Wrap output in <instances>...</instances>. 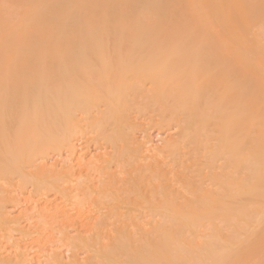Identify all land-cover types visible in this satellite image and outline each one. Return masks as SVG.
I'll return each instance as SVG.
<instances>
[{
  "label": "bare ground",
  "instance_id": "1",
  "mask_svg": "<svg viewBox=\"0 0 264 264\" xmlns=\"http://www.w3.org/2000/svg\"><path fill=\"white\" fill-rule=\"evenodd\" d=\"M261 26L264 0H0V190L19 173L41 183L50 151L72 147L79 114L104 106L90 123H113L104 164L131 165L139 202L126 203L139 217L116 220L114 246L104 240L115 219H101L76 241L91 261L73 252L68 264H264ZM142 106L178 127L145 154L129 117ZM8 214L1 197L3 235ZM16 251L0 264H26Z\"/></svg>",
  "mask_w": 264,
  "mask_h": 264
},
{
  "label": "rangeland",
  "instance_id": "2",
  "mask_svg": "<svg viewBox=\"0 0 264 264\" xmlns=\"http://www.w3.org/2000/svg\"><path fill=\"white\" fill-rule=\"evenodd\" d=\"M258 26L256 25V27ZM261 28H263V30L260 28L255 29L254 27V31L256 32L258 30L257 31L258 33H261L262 31L261 34L264 37L263 34L264 27L261 26ZM184 46H180L181 47L180 49L182 48L183 50L190 49L189 48L190 46L188 45H184ZM120 47L121 50L123 49L122 50L123 53H125L124 51L128 52L129 49L130 50L133 49V46L131 47V45L128 44L126 46L124 45L123 47L119 46L118 49H120ZM198 47L199 46H197V48ZM113 48L114 47H110V49ZM167 48L170 49V47ZM208 48L211 49V47ZM201 49H203V47ZM131 96H130L131 99H133V97L134 99L137 98L136 99L137 102L142 100L141 97L140 99L138 97H135L134 95L132 97ZM143 102H145L144 97H143ZM104 108H105L104 106L102 108L100 107L101 111H99L100 109L98 108H97L98 110L96 109L92 110L93 112L91 118L86 117V115L84 114L82 115L79 114L80 128L77 131V133L74 134L72 137L73 138L72 147L70 148L69 146H63L61 147V149L57 148L55 150L52 149L53 151L52 150L50 151L49 155L45 158L46 162H44L45 164L47 162L48 163L43 166L50 167L51 174L49 173V171H47L48 173H46L45 171V172H41L42 173L41 175L39 174L40 172L39 171L37 173L39 174L38 175L39 177L40 176L43 177V175L45 176L43 177V180L42 178H39L42 181L41 183L38 180H36L39 182V184L35 183L34 185V182L32 181L36 172L33 173L32 177L29 173L28 174L30 176L25 175L26 173L23 175L25 177L29 176L32 179L27 177L26 178L22 177L23 173L22 174L19 173L18 175L17 174L14 175L13 176L14 178H11L13 180L10 181L11 182L10 184L8 183L9 181L7 182L9 186L7 185V183H5V186H8V189H6L7 187L4 188L5 186H3L2 188L3 190H0V198L1 197L3 198L4 210L7 213H9L8 214L9 217L11 216V218L9 217L8 218L12 219V222L13 221L15 222L10 224V230L7 231V234L3 235L0 233L1 236L5 238L4 240L3 237H0L3 239L0 240V242H2V244L0 243L1 246L0 254L4 253L3 255H7L9 252L14 253L17 250V248H18V252L19 251L22 252L24 250L23 254L28 258V262H26V264L27 263L52 264V261L50 260H52L53 257L57 258L59 256H60L59 259L63 260V262L65 261V264H68L67 261L68 262L74 261L72 260V258L75 259V255L76 257H79L80 260L78 259V261L80 262L82 260H85L84 258L85 255L87 256L88 259H90L89 261H91L90 258L91 256L88 257L87 255L88 250L84 249V244L82 243L78 244V242H81L82 240L90 237V235H92L93 233L94 236L95 234L97 235L95 231H98L96 228L98 227V223H100L101 219H110V220L113 219V221L115 219L114 224H117L116 220L118 221V219H134L135 217H139L138 214L137 216L134 217V213L131 211L135 207H131L129 204H127L133 201H134L133 203L139 202L138 194L135 191L136 183L135 181H133V177L136 173L134 174L133 171H132L133 173L131 172L132 170L131 169L132 167L130 168L131 165H129L128 163L127 164L128 166L126 165L125 166L126 169H125L124 167L119 168L120 166H118L117 162L115 161H113L114 163H116L115 165L112 164L113 162H111L112 164V165L110 164L111 168L107 166V163L104 164L106 162L105 158L108 159L110 157L108 155L114 152L112 150H115L114 147H112L113 144H111V142L108 139L109 135H111V132L109 131H112L111 128H113L112 125L113 123L110 124V120H108L109 116L106 117L107 119L105 118L106 120L104 119L105 120L103 121L105 122L104 124L103 122L101 123L103 124L101 127H103L104 129H101V127L99 128V126L98 128H96L97 126L94 127L90 123L93 122V120L97 118V116L99 118V115L101 114L107 116L108 112ZM137 108L131 109L132 112H129V114L131 113L129 117H131L130 119H132V123H133V129H132L133 136L138 141V143L140 142L141 145L145 144L142 147L143 150L144 147L147 148L148 146V149L144 150V154L152 148L154 149V148H159L158 146L161 145L163 146V144L166 143L168 139H170L171 137H175L177 135L178 127L176 126V124L172 122L171 123L165 122L162 112L160 111V109L157 108V106H153V107L150 106V108L149 107L147 108L146 106L145 109H143L144 107L142 106L141 110L138 109L139 111L137 110ZM97 112L98 113L101 112V114L97 115ZM150 153L152 154L153 151L152 152L150 151ZM75 157L77 159H75ZM79 161L82 162L79 163ZM137 162L139 163L140 161ZM135 163H133L132 166L133 165L136 166L137 164ZM116 165L118 167H116ZM103 166H105V169H103ZM53 168H56L55 170L58 169V171L56 173L53 172L54 170ZM59 169L62 170L60 172L62 176L58 173ZM64 171H68V173ZM38 176L36 175L35 178L36 177L38 178ZM44 178L46 179V181H44ZM25 179H28L29 181H26ZM52 181L56 183V185ZM131 181H133L134 184H132ZM59 184L61 188L63 187L62 192H56L55 190H53L54 188L50 189L54 185L56 188V186L57 185L59 186ZM37 185H40L39 189L37 188ZM108 187L109 190L107 189ZM131 187L133 189H131ZM59 188L57 187V189L61 191V189ZM110 192L116 195V197H119L118 199H120L121 202L118 200L119 201L118 203L120 204H115L116 202L115 199L113 198L114 195L113 194L110 195ZM121 193L124 194V195L122 194L124 198L120 195ZM121 199H124L125 202L122 201ZM122 203H124V205ZM59 207L61 211L58 209ZM119 207L122 209H120ZM125 207L128 208V210L130 209L129 213H127L128 211L127 209H124ZM114 210H118V211H114ZM125 214L127 216L126 218H125ZM142 216L143 215H141L140 218L146 216L147 218L145 217V219H148L150 217V215L149 216L144 215L143 217ZM111 225H113V223H111ZM113 226H111V228H113ZM117 226L119 225L117 224L114 227L116 229H114L113 232L115 233V235L114 236L112 235L113 239L108 237L107 239L104 240L105 242L108 239H111V241H107V242L109 243L112 242L113 244L115 239L116 242H114V244H117L118 238H115L118 237L116 234L119 233L117 232ZM111 228L110 230L112 234ZM80 237L82 238V240L76 242L78 238L80 239ZM75 243L78 245H76ZM112 244H110L111 247L114 246V244L113 246ZM81 245L83 249L77 247ZM73 252H75V255ZM25 253H27L28 255H26ZM16 254L17 251L14 253V256H16ZM85 262L87 261L85 260ZM53 263H54V259H53Z\"/></svg>",
  "mask_w": 264,
  "mask_h": 264
}]
</instances>
